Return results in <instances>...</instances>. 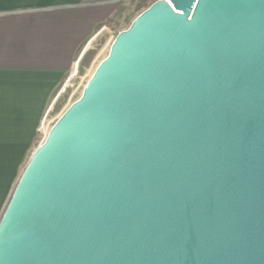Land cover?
<instances>
[{
  "label": "water",
  "instance_id": "95a60500",
  "mask_svg": "<svg viewBox=\"0 0 264 264\" xmlns=\"http://www.w3.org/2000/svg\"><path fill=\"white\" fill-rule=\"evenodd\" d=\"M0 264H264V0H157L119 32L29 156Z\"/></svg>",
  "mask_w": 264,
  "mask_h": 264
},
{
  "label": "crops",
  "instance_id": "0c3cea01",
  "mask_svg": "<svg viewBox=\"0 0 264 264\" xmlns=\"http://www.w3.org/2000/svg\"><path fill=\"white\" fill-rule=\"evenodd\" d=\"M123 1L0 0V200L83 49Z\"/></svg>",
  "mask_w": 264,
  "mask_h": 264
},
{
  "label": "rangeland",
  "instance_id": "374dc122",
  "mask_svg": "<svg viewBox=\"0 0 264 264\" xmlns=\"http://www.w3.org/2000/svg\"><path fill=\"white\" fill-rule=\"evenodd\" d=\"M138 2L139 0H124L118 9L122 11L121 16L109 23L108 20H110V18L113 16L112 15L105 22L104 24L105 26H102L99 29L96 36L89 45L90 48L87 49V51L89 50L95 52L93 61L91 62V64L87 66H83L80 63H78L76 67V71L73 68L71 73L72 76L70 75L69 80H67V82L65 80L64 83L62 84V87L65 84L64 89L61 91L60 95L55 99L50 109H48V111L44 114L42 121L43 119L45 120V124H48L49 129L57 121V119L63 114V112L81 96L85 84L94 73L96 67L107 56L110 46L116 37V34L121 32L122 30H125L123 29L125 17L129 16L134 12L135 8L138 5ZM103 27L104 29H102ZM40 126L38 128V135L36 137V141L34 143V146L32 147V150L30 151L29 156L42 142L43 133L42 130H40ZM27 160L28 158L22 164L18 172V176L14 179L13 183L11 184L8 193L5 194L4 197L1 198L0 200V217L6 207L9 197L14 189V186Z\"/></svg>",
  "mask_w": 264,
  "mask_h": 264
},
{
  "label": "trees",
  "instance_id": "16d2710c",
  "mask_svg": "<svg viewBox=\"0 0 264 264\" xmlns=\"http://www.w3.org/2000/svg\"><path fill=\"white\" fill-rule=\"evenodd\" d=\"M155 1H157V0H139L138 5L135 8L134 12L132 14H130L129 16L125 17V22H124V28L123 29H127L129 27V25L131 24V22L133 21V19L137 15H139L142 11L147 9ZM121 12H122L121 10H117L113 14V16L110 18V20H108V22L110 23L114 19H117L118 17H120L121 16ZM94 54H95L94 51H89V50L86 51L85 54L83 55V57L80 60V64L83 65V66L89 65L90 61L94 57Z\"/></svg>",
  "mask_w": 264,
  "mask_h": 264
},
{
  "label": "built area",
  "instance_id": "2783aa9c",
  "mask_svg": "<svg viewBox=\"0 0 264 264\" xmlns=\"http://www.w3.org/2000/svg\"><path fill=\"white\" fill-rule=\"evenodd\" d=\"M102 29H104V27ZM67 80H69V78ZM67 80H66V82H67ZM64 87H65V84L62 87V90L64 89ZM40 130H42V133H43V138H42V140H43L45 138V136L47 135L48 131H49L48 124H45V120L44 119H43V121L41 123Z\"/></svg>",
  "mask_w": 264,
  "mask_h": 264
},
{
  "label": "bare ground",
  "instance_id": "6f19581e",
  "mask_svg": "<svg viewBox=\"0 0 264 264\" xmlns=\"http://www.w3.org/2000/svg\"><path fill=\"white\" fill-rule=\"evenodd\" d=\"M75 72V71H74Z\"/></svg>",
  "mask_w": 264,
  "mask_h": 264
}]
</instances>
